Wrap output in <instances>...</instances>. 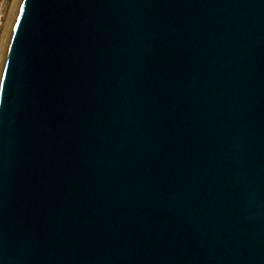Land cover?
I'll return each instance as SVG.
<instances>
[{
	"label": "water",
	"instance_id": "obj_1",
	"mask_svg": "<svg viewBox=\"0 0 264 264\" xmlns=\"http://www.w3.org/2000/svg\"><path fill=\"white\" fill-rule=\"evenodd\" d=\"M0 73V264H264V0H20Z\"/></svg>",
	"mask_w": 264,
	"mask_h": 264
},
{
	"label": "rangeland",
	"instance_id": "obj_2",
	"mask_svg": "<svg viewBox=\"0 0 264 264\" xmlns=\"http://www.w3.org/2000/svg\"><path fill=\"white\" fill-rule=\"evenodd\" d=\"M17 3V0H0V54L2 43L6 37L7 29L11 22L10 17L13 15Z\"/></svg>",
	"mask_w": 264,
	"mask_h": 264
},
{
	"label": "bare ground",
	"instance_id": "obj_3",
	"mask_svg": "<svg viewBox=\"0 0 264 264\" xmlns=\"http://www.w3.org/2000/svg\"><path fill=\"white\" fill-rule=\"evenodd\" d=\"M17 5L15 6V10H14V13L13 15L10 17L11 18V22H10V25L8 27V31H7V34H6V37L4 38V41L2 43V47H1V54H0V73H1V68H2V64H3V60H4V54H5V51H6V47H7V44H8V40H9V37H10V33H11V30H12V26H13V23H14V20H15V16H16V13H17V10H18V7H19V4H20V0H17Z\"/></svg>",
	"mask_w": 264,
	"mask_h": 264
}]
</instances>
